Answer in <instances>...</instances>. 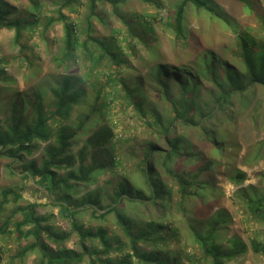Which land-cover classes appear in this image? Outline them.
<instances>
[{"label": "trees", "instance_id": "1", "mask_svg": "<svg viewBox=\"0 0 264 264\" xmlns=\"http://www.w3.org/2000/svg\"><path fill=\"white\" fill-rule=\"evenodd\" d=\"M27 1L21 10L0 0V31L13 33V52L0 48V169L9 160L6 167L32 177L50 202L22 204V189L0 188V239L16 243L11 262L35 255V264H239L248 246L231 235L230 215L218 204L220 176L237 186L246 180L232 167L238 147L232 136L238 115H261V103L251 106L264 90L262 2L228 0L226 9L219 0H180L167 17L128 18L121 8L131 0H56L53 9ZM140 1L162 8L161 0ZM235 3L261 19L259 36L239 32ZM191 9L210 22V40L216 23L229 28V45L204 44L189 21ZM111 14L124 28L112 27ZM95 20L109 34L99 35ZM157 24L174 38L173 63L161 51ZM58 25L60 41L52 36ZM41 44L52 55L48 63ZM130 108L144 124L160 127L168 148L119 136L116 113ZM179 127L198 130V139ZM129 141L139 154L125 164L117 147ZM258 145L257 163L264 141ZM239 191L250 216L264 219V194L253 186L250 195ZM48 207L59 208L68 229L53 224L56 215L43 213ZM84 214L87 222L79 220ZM251 245L264 252L259 238Z\"/></svg>", "mask_w": 264, "mask_h": 264}, {"label": "rangeland", "instance_id": "2", "mask_svg": "<svg viewBox=\"0 0 264 264\" xmlns=\"http://www.w3.org/2000/svg\"><path fill=\"white\" fill-rule=\"evenodd\" d=\"M13 6H19L21 10L24 9V6L28 4L27 0H7ZM44 3L47 4L49 9H53L54 5L52 4L56 0H43ZM85 1V0H83ZM162 8L156 9L149 3L142 2L140 0H131L128 6L122 7L121 11L126 14L128 18L133 17L136 14L145 15L147 13L158 15L161 14L163 17H167L171 10L180 2V0H161ZM226 9H230V5L228 4V0H219ZM262 2V7H264V0H260ZM235 8L233 15L236 16L239 24L238 29L239 32L245 29H248L251 33L259 36L261 31L260 25V18L255 20V16L246 11V8L243 7L240 3H235ZM108 7V6H107ZM82 13H85V9H83ZM198 13L194 9H191L189 12V21L194 26L195 30L199 29L203 32V42L204 44L210 45L215 44V46L225 47L229 45L230 39L229 36L231 35V30L226 28L221 24L219 26L216 23V29L213 37L210 40L208 31L206 30L210 24L208 20L205 18L198 19ZM71 18H77L78 14L70 13ZM264 17V11H263ZM109 22H111L112 27H121L124 28L122 20L114 15H110ZM198 25V23H200ZM95 25L98 30V34L101 36L109 34V30L106 29L98 20H95ZM157 32L159 34L160 46L161 51L164 52L166 61L169 63L175 62V50L176 46L174 43V38L170 34L168 30L163 26V24L156 25ZM52 36H55L60 41L63 37V27L62 25H58L55 27V30L52 32ZM206 36V37H205ZM232 36V35H231ZM12 38L13 33L9 31H0V48L5 52H13L12 46ZM40 42L39 39L34 38ZM219 44V45H218ZM59 45V44H58ZM58 45H55L53 51L58 48ZM40 48L44 51V59L48 63L51 59L52 55L49 52H46L45 46L43 44L40 45ZM214 48V47H213ZM186 54V53H185ZM184 54V55H185ZM226 55V52H224ZM228 57V56H227ZM183 60V59H182ZM181 61V60H180ZM48 64H46V67ZM156 99V98H155ZM154 99V100H155ZM158 107L160 112L163 116H167L168 106L165 101L161 98L157 100ZM261 103V115L258 116L257 119H254L250 116V111H245L242 114L238 115V119L236 125H234L232 142L238 145L236 149L233 148V152H236L237 158L232 163V167H236L246 173V180L243 184L237 186L234 183L230 182L229 176H220L221 179V188H222V195L221 198L218 199V204L223 206L227 209L231 223L229 224L231 235L236 234L240 236V238L247 244L248 246V253L240 260L239 264H264V252L262 253H254L252 250L251 241L253 238H259V240L264 243V219L261 218H254L250 216L247 207L244 204V198L241 195L239 189H243V192L247 195H250L251 187H255L258 189L262 194H264V159L260 160L258 163L254 161L253 156L258 149V143H262L264 141V90H259L256 99L253 100L252 106L253 107L256 103ZM237 108L240 106H236ZM242 112V111H241ZM166 119V118H165ZM148 120L153 122V117L148 116ZM116 121H117V128L116 132L119 134L120 137L125 138L135 136V140H153L157 142L163 149L168 148V144L165 141L162 134L160 132V127L155 125H146L139 117L130 109L125 111H121L116 113ZM215 125H213L214 127ZM155 130V131H154ZM179 134H183L192 139L197 140L199 137L198 130H188L182 127L178 129ZM214 129H211L213 132ZM177 133V134H178ZM130 140H133L131 138ZM134 140V141H135ZM138 141V142H139ZM82 142L74 146V152H78L79 148L82 146ZM136 143L129 141V143H122L119 144L117 147V153L120 157H123L126 161L125 164L133 163V157L135 153L139 154V150L135 149ZM133 145V146H132ZM162 154L157 156L156 160L161 158ZM9 160H3L1 163L0 169V188L2 187H19L22 189V196L24 200L22 204L26 202H38L41 204L49 203L50 198L48 193L46 192L45 188L42 187L32 177H24L21 174V169H15L11 172L6 165L9 163ZM129 166V165H128ZM177 169L180 168L181 164L178 162L173 165ZM17 167V166H16ZM109 177L104 176L101 178L100 185L102 181L108 179ZM95 187V186H93ZM214 189L215 186L212 185ZM53 212L56 215V219H54L53 224L62 226L66 229L69 228L68 224H66V220H63L60 216L59 208L57 207H48L44 212ZM80 221L87 222L89 220V214H84L83 216L79 217ZM183 230L185 229L184 223H179ZM105 225H113V222L110 221L105 223ZM185 233L186 230H184ZM257 234V236H256ZM263 236V238H262ZM14 238V237H13ZM73 242L75 239L72 240ZM72 242V243H73ZM70 243V246L72 245ZM16 247V243L13 239H0V251L3 248L5 250L2 252L3 260L1 264H35V255L29 256L26 258L24 262L16 261L15 263L11 262L12 250Z\"/></svg>", "mask_w": 264, "mask_h": 264}]
</instances>
